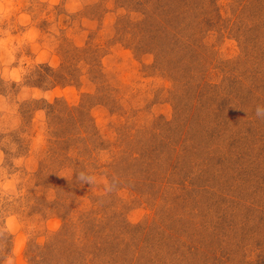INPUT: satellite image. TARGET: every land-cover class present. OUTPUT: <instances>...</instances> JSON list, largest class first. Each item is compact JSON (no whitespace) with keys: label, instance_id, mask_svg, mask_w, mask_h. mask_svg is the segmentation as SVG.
Returning <instances> with one entry per match:
<instances>
[{"label":"rangeland","instance_id":"374dc122","mask_svg":"<svg viewBox=\"0 0 264 264\" xmlns=\"http://www.w3.org/2000/svg\"><path fill=\"white\" fill-rule=\"evenodd\" d=\"M18 2L0 264H264V0Z\"/></svg>","mask_w":264,"mask_h":264},{"label":"clouds","instance_id":"9594fccd","mask_svg":"<svg viewBox=\"0 0 264 264\" xmlns=\"http://www.w3.org/2000/svg\"><path fill=\"white\" fill-rule=\"evenodd\" d=\"M55 2V0H53ZM21 3L18 2V0H0V48L4 49L8 53V60L7 64L12 65L13 61L16 59L15 56L12 55L13 49L9 48L8 46L11 43V40L13 37L10 35L8 28L14 27L15 25L12 23L13 17L15 18V21L21 25H27L29 24L31 20L30 14L26 12L20 11ZM73 11H76V8L73 9ZM5 24L8 25V28L3 27ZM38 33L35 28H29L28 31L23 33V36L19 39L21 42L23 40H34L37 37ZM27 61L29 66L32 64V61L29 60L27 57H24L21 59L19 66L16 67H5L2 70H0V79H4L7 81H10L12 83H19L23 75L26 73L27 69L23 66L24 62ZM48 61V53L41 52L37 57L35 62L36 63H44ZM50 63V66L55 68L57 65L54 63V61H48ZM31 95L32 98L38 99L41 96H43L49 103L52 102V93L42 92L40 89L32 88L29 89L28 87H24L21 89V93L19 95V99L22 101L24 99H27ZM12 109L10 108L7 98L3 95H0V121H3L6 119L5 113L11 114ZM254 115L257 119L264 120V105L257 104L255 106ZM12 127H15V124L12 125ZM3 129V124L0 123V130ZM13 151L15 150V145L12 146ZM3 153L0 152V159H2ZM21 159H16L14 163L16 165L21 164ZM2 171V170H0ZM81 175H83L81 173ZM94 178L89 177V181L91 182ZM16 179L15 177L9 179L7 182H2L0 180V197L11 193V194H18L16 189ZM114 190V185L109 184L105 182V194L110 193ZM11 198V196H9ZM13 220L14 217H9L6 221L7 229L9 232L13 231ZM3 264H17V257L16 253L14 252L11 255L6 256L3 259Z\"/></svg>","mask_w":264,"mask_h":264}]
</instances>
